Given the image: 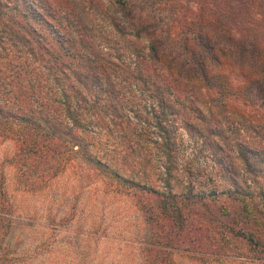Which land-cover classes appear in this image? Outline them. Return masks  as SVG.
Returning a JSON list of instances; mask_svg holds the SVG:
<instances>
[{
	"label": "trees",
	"instance_id": "1",
	"mask_svg": "<svg viewBox=\"0 0 264 264\" xmlns=\"http://www.w3.org/2000/svg\"><path fill=\"white\" fill-rule=\"evenodd\" d=\"M113 5L124 18L110 17L116 35L92 30L93 13L83 5L61 9L65 22L58 26L47 18L52 11L39 12L33 1L19 6L0 0V58L7 59L0 66V137L13 141L21 184L33 188L38 179L57 176L64 154L74 147V153L99 163L87 150L80 122L107 111L123 118L125 88L133 83L152 101L151 116L143 120L155 130L153 144L165 156L169 189L161 193L113 172L118 190L158 196L156 208L172 221L176 236L192 224V214L204 219L207 213L220 221L223 243L228 236L244 239L264 260V0H113ZM42 23L51 27L50 34L39 30ZM127 26L136 40L127 36ZM141 37L149 41L146 57ZM102 39L114 53L99 48ZM4 42L24 51L22 63ZM125 54L133 56L135 67ZM172 115L211 155L227 188L198 194L189 185L185 193L171 192L168 178L177 166ZM186 171L192 174L187 166ZM5 191L0 190L1 239L11 221ZM220 196L239 205L230 211L218 207L217 218L208 203ZM196 204L204 211L192 210ZM144 213L152 231L162 232L154 206L146 205ZM175 240L160 235V248L151 249L159 264H172L171 250L179 248ZM8 253L0 248V264H9Z\"/></svg>",
	"mask_w": 264,
	"mask_h": 264
},
{
	"label": "rangeland",
	"instance_id": "2",
	"mask_svg": "<svg viewBox=\"0 0 264 264\" xmlns=\"http://www.w3.org/2000/svg\"><path fill=\"white\" fill-rule=\"evenodd\" d=\"M26 1H33L39 12L52 11L47 18L58 26L65 22L59 11L74 3L93 13L88 25L96 32L116 35L110 17L124 20L113 0H14L19 6ZM37 27L46 34L52 31L45 23ZM126 31L130 39L136 40L132 28L127 26ZM138 43L146 57L149 41L141 37ZM3 45L15 61L23 62V50L7 42ZM99 48L113 52L104 39L99 42ZM129 55L125 54L124 59L133 68V56ZM112 56L116 58V54ZM5 61L6 58H0V66L4 67ZM125 94L123 118L107 111L86 116L80 122L79 132L89 143L87 150L99 163L87 159L81 152L74 153V147L64 154L65 166L59 174L48 182L38 179L33 188L29 185L25 188L20 182L22 168L19 159L14 157L13 141L0 137V186L5 188L12 208L10 225L0 238V248L9 252V264H159L160 256L151 249L160 248V235L169 234L179 243L178 249L171 250L172 264H264L263 257L244 239L228 236L223 243L219 239L220 221L209 214L204 219L192 214V224L176 236L172 221L160 215L156 208L158 196L134 194L133 189L123 187L118 190L119 183L112 179L113 172L146 183L161 193L169 189L164 181L165 156L153 144L157 138L155 130L143 120V116H151L152 101L133 83L125 88ZM175 117L169 118L177 146V166L168 178L171 192L185 193L189 185L193 187L192 193L198 194L227 188L216 174L218 167L211 155L200 148L197 138L188 135L179 117ZM12 157L14 161L10 164ZM241 175L245 177L242 171ZM219 198L208 203L209 211L217 218L218 207H227L230 211L239 205L225 196ZM146 205L154 206L155 219L163 226L162 232H153L147 223ZM192 210L204 211L199 204ZM199 223L202 228L195 230L194 225ZM187 247L190 249L186 250Z\"/></svg>",
	"mask_w": 264,
	"mask_h": 264
}]
</instances>
